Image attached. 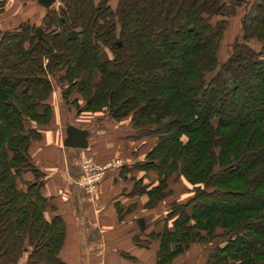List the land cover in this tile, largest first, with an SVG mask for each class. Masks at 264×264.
<instances>
[{
    "label": "trees",
    "instance_id": "1",
    "mask_svg": "<svg viewBox=\"0 0 264 264\" xmlns=\"http://www.w3.org/2000/svg\"><path fill=\"white\" fill-rule=\"evenodd\" d=\"M239 2L60 0L39 35L28 22L0 31V264L24 254L25 264H64V222L46 219L44 173L28 154L51 121L54 89L77 114L128 119L139 135L157 137L139 165L158 175L157 185L137 190L146 209L168 196L172 175L191 186L190 198L171 202L160 220L157 264L194 243L212 245L205 264H264V204H250L264 199V0L242 3V35L218 60ZM73 93L82 107L68 100Z\"/></svg>",
    "mask_w": 264,
    "mask_h": 264
},
{
    "label": "crops",
    "instance_id": "2",
    "mask_svg": "<svg viewBox=\"0 0 264 264\" xmlns=\"http://www.w3.org/2000/svg\"><path fill=\"white\" fill-rule=\"evenodd\" d=\"M117 1L109 0V4L114 7ZM0 3L1 32L12 31L25 22L39 28L47 12L37 0H0ZM60 4L56 0L49 9ZM240 19L241 16L235 15L232 25L236 30L240 29ZM251 43L255 48L260 45L254 40ZM48 103L52 107L51 121L48 126L38 128L40 139L30 143L28 154L44 173L41 195L48 201L46 219L59 216L64 222L60 260L64 264H157L159 242L155 235L162 230L159 225L162 218L158 220V205L146 209L147 197L137 190L140 183L155 186L157 180L143 183L144 176L158 178V175L139 168L149 151L143 153L141 135L132 129L128 119L114 121L104 113L77 114L62 103L57 89ZM69 126L88 133L85 149L64 147ZM86 158L104 168L103 179L91 193L84 192L76 183ZM22 179L28 182L33 176L26 172ZM139 179L141 182L136 184ZM19 187H23L20 182ZM187 193L186 200L180 203L190 198ZM139 219L147 221L144 230L138 226ZM205 248L194 243L170 264H205Z\"/></svg>",
    "mask_w": 264,
    "mask_h": 264
},
{
    "label": "rangeland",
    "instance_id": "3",
    "mask_svg": "<svg viewBox=\"0 0 264 264\" xmlns=\"http://www.w3.org/2000/svg\"><path fill=\"white\" fill-rule=\"evenodd\" d=\"M244 1H246V0H240V2H239L240 5L236 6L237 7L236 15L237 16H241V18L243 16V14L245 13V11L247 10V9H245V6L243 5V4H245ZM58 7H56L55 9H57ZM234 17H235V15L231 18L233 21L230 19L231 23L229 24L228 28L224 32L222 45H221L220 51L218 53L219 63H223V62L226 61V59L232 53V44H233L234 39L236 37H239V36L241 37V35H242L241 26H240L239 30H236L235 29L236 26L232 25V23L234 22ZM240 21H241V19H240ZM136 40L140 41V38H137ZM187 42L188 41L185 40L183 43H181L180 45L177 46V48L180 49V50H179V53L176 55V58L174 60L175 62H173L171 60L169 66H168V73H170V74L174 73L176 62H178L180 59H182L183 55L185 54L184 53L185 52L184 49L187 46ZM146 51L148 52V50H145V52ZM172 70H173V72H172ZM159 83H161V82H158V86L164 84L165 82H163L161 84H159ZM67 98H68L69 101L77 99L78 102H79L78 104L81 107L84 105L83 99L79 95H77L76 93H73V94L69 95ZM141 137L142 138L140 140H142V141H140V142H142L144 144L143 145V153L146 150H150L157 143V137H154L152 135H148L145 132L143 133V135H141ZM257 156L258 157H264V152L258 154ZM143 159H144V157H143ZM150 177L147 178L146 176H144L143 177V183L149 182L150 180H151V182H154L155 180H157L156 183H155V185H157L158 178L154 177V176H150ZM140 186H141V184H140ZM190 187L191 186L182 177H179L176 174L172 175L169 178V180H168V192H169L168 196L165 197L157 206L158 207V213L160 214L158 220L161 219V218H164V216L166 215V213L168 211L169 204L171 202H173V201L183 202V201L186 200L187 195H188L187 192L190 190ZM165 194H167V193H165ZM250 204H252V205H263L264 204V199H258L255 202L252 201ZM143 221H144V228H145L146 225H147V221H145V220H143ZM216 232H217V234L221 233V230L217 229ZM221 240L222 239H220V238L214 239L213 245L215 243H221L222 242ZM211 246L212 245H209L205 249L208 250ZM25 259H26V255L24 254L20 258V260L18 261L17 264H23Z\"/></svg>",
    "mask_w": 264,
    "mask_h": 264
},
{
    "label": "water",
    "instance_id": "4",
    "mask_svg": "<svg viewBox=\"0 0 264 264\" xmlns=\"http://www.w3.org/2000/svg\"><path fill=\"white\" fill-rule=\"evenodd\" d=\"M37 2L46 10L54 6L56 0H37ZM239 6L240 3H236ZM37 34H40V28H37ZM120 45V43H118ZM88 133L83 130L76 129L72 126L66 128V139L64 140V147L74 148V149H85L87 147ZM138 226L140 230H144V221L142 219L138 220Z\"/></svg>",
    "mask_w": 264,
    "mask_h": 264
},
{
    "label": "built area",
    "instance_id": "5",
    "mask_svg": "<svg viewBox=\"0 0 264 264\" xmlns=\"http://www.w3.org/2000/svg\"><path fill=\"white\" fill-rule=\"evenodd\" d=\"M104 168L97 167L90 158L82 163V175L77 179V185L86 193H91L95 186L103 179Z\"/></svg>",
    "mask_w": 264,
    "mask_h": 264
}]
</instances>
